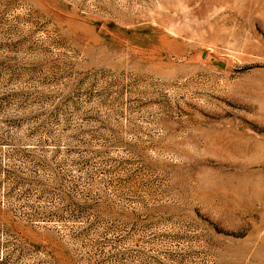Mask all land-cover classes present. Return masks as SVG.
<instances>
[{
	"label": "rangeland",
	"instance_id": "1",
	"mask_svg": "<svg viewBox=\"0 0 264 264\" xmlns=\"http://www.w3.org/2000/svg\"><path fill=\"white\" fill-rule=\"evenodd\" d=\"M0 264H264V0H0Z\"/></svg>",
	"mask_w": 264,
	"mask_h": 264
}]
</instances>
